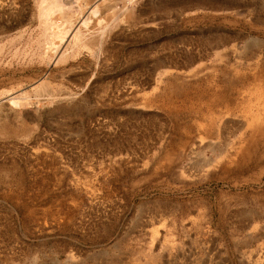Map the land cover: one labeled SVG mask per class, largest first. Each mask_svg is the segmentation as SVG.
Instances as JSON below:
<instances>
[{"label":"rangeland","instance_id":"1","mask_svg":"<svg viewBox=\"0 0 264 264\" xmlns=\"http://www.w3.org/2000/svg\"><path fill=\"white\" fill-rule=\"evenodd\" d=\"M262 85L264 0H0V264H264Z\"/></svg>","mask_w":264,"mask_h":264},{"label":"bare ground","instance_id":"2","mask_svg":"<svg viewBox=\"0 0 264 264\" xmlns=\"http://www.w3.org/2000/svg\"><path fill=\"white\" fill-rule=\"evenodd\" d=\"M245 94H248L249 102L244 106L243 111L246 120L243 121V130L240 134L239 141L242 143V151L245 153V158L253 159L254 161H264V86H256L254 89H246ZM243 92V93H244ZM210 101V107L214 106L215 96ZM223 104L227 101L226 95L220 97L217 101ZM255 101V103H253ZM216 102V101H215ZM242 123V122H241ZM239 125V124H238ZM209 129L205 133H208ZM208 147V146H207ZM241 147V148H242ZM243 153V152H242ZM242 155V154H241Z\"/></svg>","mask_w":264,"mask_h":264}]
</instances>
